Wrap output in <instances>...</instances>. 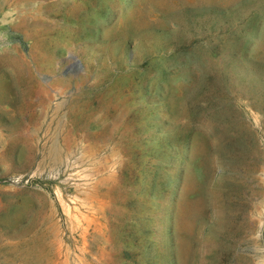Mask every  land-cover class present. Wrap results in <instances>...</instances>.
Masks as SVG:
<instances>
[{"label":"rangeland","instance_id":"374dc122","mask_svg":"<svg viewBox=\"0 0 264 264\" xmlns=\"http://www.w3.org/2000/svg\"><path fill=\"white\" fill-rule=\"evenodd\" d=\"M0 264H264V0H0Z\"/></svg>","mask_w":264,"mask_h":264}]
</instances>
